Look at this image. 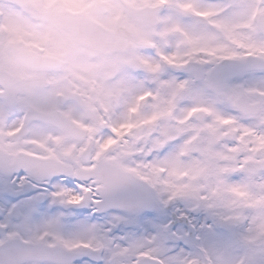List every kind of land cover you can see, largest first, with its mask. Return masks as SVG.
<instances>
[{
  "label": "snow or ice",
  "instance_id": "6c2138e0",
  "mask_svg": "<svg viewBox=\"0 0 264 264\" xmlns=\"http://www.w3.org/2000/svg\"><path fill=\"white\" fill-rule=\"evenodd\" d=\"M0 264H264V0H0Z\"/></svg>",
  "mask_w": 264,
  "mask_h": 264
}]
</instances>
